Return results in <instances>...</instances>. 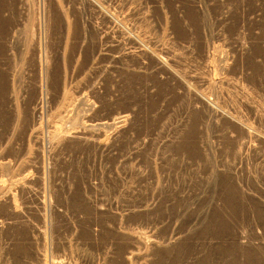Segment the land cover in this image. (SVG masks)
<instances>
[{"label":"rangeland","instance_id":"obj_1","mask_svg":"<svg viewBox=\"0 0 264 264\" xmlns=\"http://www.w3.org/2000/svg\"><path fill=\"white\" fill-rule=\"evenodd\" d=\"M0 264H264V0H0Z\"/></svg>","mask_w":264,"mask_h":264},{"label":"bare ground","instance_id":"obj_2","mask_svg":"<svg viewBox=\"0 0 264 264\" xmlns=\"http://www.w3.org/2000/svg\"><path fill=\"white\" fill-rule=\"evenodd\" d=\"M122 122V121H121Z\"/></svg>","mask_w":264,"mask_h":264}]
</instances>
